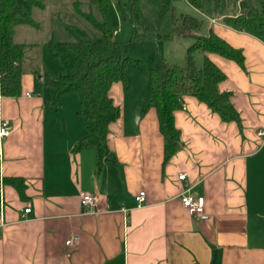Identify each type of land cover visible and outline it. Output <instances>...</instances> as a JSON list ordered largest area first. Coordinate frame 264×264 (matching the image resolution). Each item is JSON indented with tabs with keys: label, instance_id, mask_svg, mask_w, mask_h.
Here are the masks:
<instances>
[{
	"label": "crops",
	"instance_id": "crops-1",
	"mask_svg": "<svg viewBox=\"0 0 264 264\" xmlns=\"http://www.w3.org/2000/svg\"><path fill=\"white\" fill-rule=\"evenodd\" d=\"M204 25L186 45L213 31L245 57L241 67L202 53L226 74L219 89L241 123L184 95L174 113L181 147L168 162L156 109L142 111L149 86L134 102L122 85L116 102L112 87L122 111L109 127L117 162L99 170L95 148L75 150L87 131L79 95L52 106L46 69L23 61L21 95L0 88V124L13 127L0 162V264H264V42L215 19ZM10 178L22 179V193ZM185 191L205 199L206 218L189 213ZM83 192L96 193L98 205L84 209Z\"/></svg>",
	"mask_w": 264,
	"mask_h": 264
},
{
	"label": "trees",
	"instance_id": "trees-1",
	"mask_svg": "<svg viewBox=\"0 0 264 264\" xmlns=\"http://www.w3.org/2000/svg\"><path fill=\"white\" fill-rule=\"evenodd\" d=\"M122 0H89L101 14L95 21L103 34L98 41L79 40L60 42L51 38L47 42L49 58L58 59L67 69L59 77H44L51 89V105L57 107L68 93H77L81 102L80 114L86 122V135L75 144V150L93 147L97 150V166L117 159L109 146V127L119 120L122 111L111 95L115 82L129 88L128 76L132 67L141 69L149 80L150 92L142 111L155 108L159 129L164 138V161L168 162L181 147V134L175 124L174 113L184 107L183 97L191 94L217 112L225 121L241 123L239 112L230 99V93L221 92L219 84L226 74L206 55L202 67L197 65V53H216L234 60L244 67L245 57L223 38L211 31L195 38L187 52L184 65L171 64L163 59L157 68L126 55L127 44L113 36L117 29L111 23L110 6ZM134 17L133 39H169L188 33H197L205 18L215 19L239 31L247 32L264 42V0H127ZM185 1L199 15L176 12L175 3ZM39 0H0V88L8 97L22 93V63L25 45L15 41L16 27L22 24L38 27L32 17ZM1 181V177H0ZM21 193L23 181L7 179Z\"/></svg>",
	"mask_w": 264,
	"mask_h": 264
},
{
	"label": "rangeland",
	"instance_id": "rangeland-1",
	"mask_svg": "<svg viewBox=\"0 0 264 264\" xmlns=\"http://www.w3.org/2000/svg\"><path fill=\"white\" fill-rule=\"evenodd\" d=\"M40 2H42V6H35L32 11V17L39 24V28L27 24L25 26L20 25L17 27L18 30L16 28L17 39L25 45L23 61L25 64L27 63L30 70L35 68L44 70L45 68L51 78L66 75L67 69L58 59L48 58L49 52L46 42L51 38L60 42L102 40L103 34L93 21H101V14L96 6L90 4L89 0H40ZM256 2L257 0H253V3ZM175 6L178 14L192 13L198 15V12L185 1H178ZM89 15L92 16L93 20L88 18ZM110 16L113 27L117 29V33L113 37L127 44L126 55L129 58L141 60L152 68H157L161 59L171 64H185L188 49L194 43L192 41L186 45L187 34L169 39L152 38L144 41L133 39L135 22L127 0H122V3L116 1L112 3ZM203 29H205V25L199 34ZM202 57V53L197 54L198 66L201 67L203 65ZM148 81L141 69L130 68L129 88L125 92L126 100L134 102L141 98V91L149 86ZM113 86V94L117 102V90L120 89L121 92L123 90L120 82H115Z\"/></svg>",
	"mask_w": 264,
	"mask_h": 264
},
{
	"label": "built area",
	"instance_id": "built-area-1",
	"mask_svg": "<svg viewBox=\"0 0 264 264\" xmlns=\"http://www.w3.org/2000/svg\"><path fill=\"white\" fill-rule=\"evenodd\" d=\"M116 33L117 32H115V34ZM12 130L13 127L9 126L7 123L3 122L0 124V162L2 161V155H3L2 149H3L4 140L10 135ZM179 179L184 180L185 174H180ZM0 192H1V186H0ZM136 199L139 205L144 204L146 201V193L144 191L140 192L139 195L136 197ZM180 200L182 204L186 207V209L189 211V213L194 217H196V219L201 220L207 217L205 213V199L203 197L193 196L185 191L180 195ZM80 201L84 209L91 210L98 205L99 199L96 193L83 192L80 195ZM30 210H31L30 208L25 209V213L30 212ZM77 240L78 237H74L66 241V244L67 245L72 244Z\"/></svg>",
	"mask_w": 264,
	"mask_h": 264
}]
</instances>
